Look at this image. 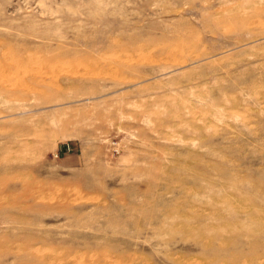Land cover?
<instances>
[{
	"label": "rangeland",
	"instance_id": "374dc122",
	"mask_svg": "<svg viewBox=\"0 0 264 264\" xmlns=\"http://www.w3.org/2000/svg\"><path fill=\"white\" fill-rule=\"evenodd\" d=\"M0 170V264H264V0H0Z\"/></svg>",
	"mask_w": 264,
	"mask_h": 264
},
{
	"label": "bare ground",
	"instance_id": "6f19581e",
	"mask_svg": "<svg viewBox=\"0 0 264 264\" xmlns=\"http://www.w3.org/2000/svg\"><path fill=\"white\" fill-rule=\"evenodd\" d=\"M19 63V62H18ZM18 63H16V61H15V63L14 64H18ZM77 92V91H76ZM80 96V95H79ZM2 144V143H1ZM9 145V144H8ZM7 164V163H6ZM4 168V167H3ZM4 170V169H3ZM1 171V170H0ZM225 195V194H224ZM223 197V196H222ZM222 197H221V199H222ZM235 198V197H234ZM233 198V200L236 202L237 200H235ZM241 200H243V199H241ZM233 201V202H234ZM235 202H234V204H235ZM239 204V203H238ZM239 206V205H238ZM235 207H237V203H236V206ZM236 209V208H235ZM240 209V210H239ZM256 209H259V208H257V207H253V208H251V207H249V206H240L238 209H236L237 211L239 210V214H241V215H248L249 213H251V211H254V210H256ZM235 210V211H236ZM207 213V212H206ZM249 215H251V214H249ZM253 216V215H252ZM252 218V217H251ZM225 219V218H224ZM226 220H228V219H226ZM239 220V219H238ZM225 221V220H224ZM256 222H258V221H256ZM260 223V222H259ZM222 224V223H221ZM239 224V223H238ZM245 224V223H244ZM243 224V225H244ZM241 227H242V225H241ZM207 228H208V224H207ZM209 228H212V226H210ZM216 228V227H215ZM240 228V226H234L232 229L233 230H238ZM222 231V230H221ZM215 236V235H214ZM199 237V236H198ZM219 238V237H218ZM200 239V238H199ZM205 241H209V237L207 236H204V238H203ZM212 239V238H211ZM198 240V239H197ZM236 242V241H235ZM206 243V242H205ZM218 243V242H217ZM236 243H238V241L236 242ZM199 244V243H198ZM201 244V243H200ZM201 245H203V244H201ZM232 245H235V243L234 242H222V243H220L219 242V244L217 245V246H215L214 248H216V250L217 251H220V252H225L228 248H230V247H232ZM210 248V247H209ZM176 262H178L177 260H176ZM258 261H257V259H255V258H253V257H250V258H245V257H242V256H239V258H238V260L237 261H227V260H222V261H220V262H218L217 264H256ZM198 264H209V263H207V262H200V263H198Z\"/></svg>",
	"mask_w": 264,
	"mask_h": 264
}]
</instances>
